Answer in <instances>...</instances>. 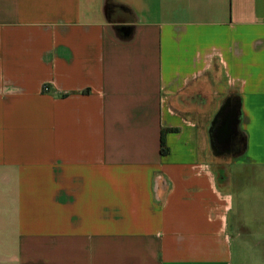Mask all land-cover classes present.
<instances>
[{"label":"crops","instance_id":"obj_1","mask_svg":"<svg viewBox=\"0 0 264 264\" xmlns=\"http://www.w3.org/2000/svg\"><path fill=\"white\" fill-rule=\"evenodd\" d=\"M263 182L264 0H0V264H264Z\"/></svg>","mask_w":264,"mask_h":264},{"label":"trees","instance_id":"obj_2","mask_svg":"<svg viewBox=\"0 0 264 264\" xmlns=\"http://www.w3.org/2000/svg\"><path fill=\"white\" fill-rule=\"evenodd\" d=\"M241 120L242 110L240 97L236 95L227 98L223 107L216 113L213 125L209 128L210 141L212 142L218 155H224L227 153L228 150L225 149L227 147H229L230 151H232V157L234 158L241 156L245 152L246 138L238 130V125ZM226 123L229 125V140L220 142L219 138H221V130ZM164 153V140L162 138L161 154L163 155Z\"/></svg>","mask_w":264,"mask_h":264},{"label":"rangeland","instance_id":"obj_3","mask_svg":"<svg viewBox=\"0 0 264 264\" xmlns=\"http://www.w3.org/2000/svg\"><path fill=\"white\" fill-rule=\"evenodd\" d=\"M210 124L211 125H209V127L213 125V122ZM262 185H264V182L262 183ZM248 187H252V188H248ZM242 193H245L247 196L256 198V200H258L259 198L264 199V186L262 187V186L256 185V187H253L252 185H247L246 188H244V190L242 191ZM256 203L257 202H255L254 205Z\"/></svg>","mask_w":264,"mask_h":264},{"label":"flooded vegetation","instance_id":"obj_4","mask_svg":"<svg viewBox=\"0 0 264 264\" xmlns=\"http://www.w3.org/2000/svg\"><path fill=\"white\" fill-rule=\"evenodd\" d=\"M229 133H230V131H224L223 130V128H222V130H221V138H219V141L221 142V141H225V140H229ZM228 145V144H227ZM226 145V146H227ZM231 147V146H230ZM226 150H229L230 148L229 147H227V148H225Z\"/></svg>","mask_w":264,"mask_h":264},{"label":"water","instance_id":"obj_5","mask_svg":"<svg viewBox=\"0 0 264 264\" xmlns=\"http://www.w3.org/2000/svg\"><path fill=\"white\" fill-rule=\"evenodd\" d=\"M223 130L224 131H229V125L227 123L224 125Z\"/></svg>","mask_w":264,"mask_h":264},{"label":"built area","instance_id":"obj_6","mask_svg":"<svg viewBox=\"0 0 264 264\" xmlns=\"http://www.w3.org/2000/svg\"><path fill=\"white\" fill-rule=\"evenodd\" d=\"M45 90H47V88H45Z\"/></svg>","mask_w":264,"mask_h":264}]
</instances>
